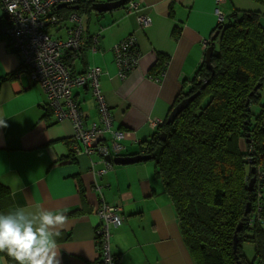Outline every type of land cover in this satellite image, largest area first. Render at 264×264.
<instances>
[{
	"label": "crops",
	"instance_id": "1",
	"mask_svg": "<svg viewBox=\"0 0 264 264\" xmlns=\"http://www.w3.org/2000/svg\"><path fill=\"white\" fill-rule=\"evenodd\" d=\"M95 1L88 14L79 15L84 43L90 42V46L73 67L76 73L90 67L100 69V90L112 127L122 134V149L108 156L111 161L105 158L112 168L102 174L97 173L104 166L98 156L71 155V123L57 122L46 108L41 88L26 71H19L20 54L0 30V122L7 124L0 128V185L10 194L0 203V213L17 207L35 211L37 206L62 211L67 219L56 237L61 264H98L95 231L100 223L101 195L122 217L119 226L111 229L110 244L120 264H194L182 243L174 208L161 181L154 177V161L116 165L112 160L143 155L140 146L154 134L149 121L165 120L183 84H188L203 63V44L216 27L215 0H135L151 20L143 30L133 14H126L125 2L103 10L120 1ZM66 7H56L61 23L46 22L45 30L52 37L67 36L71 23ZM218 9L225 16L240 10L259 11L264 17V9L250 0H225ZM3 15L0 4V27L5 23ZM97 34L96 50L92 51L91 38ZM130 36L141 59L122 79L111 47ZM163 58V63L158 62ZM160 70L163 72L157 74ZM72 97L86 124L98 120L88 86L74 88ZM261 196L264 204V188ZM261 227L264 233V211ZM0 264H7L1 253Z\"/></svg>",
	"mask_w": 264,
	"mask_h": 264
},
{
	"label": "trees",
	"instance_id": "2",
	"mask_svg": "<svg viewBox=\"0 0 264 264\" xmlns=\"http://www.w3.org/2000/svg\"><path fill=\"white\" fill-rule=\"evenodd\" d=\"M116 1L125 7L131 0ZM250 1L264 9V0ZM96 4L83 0L75 13L88 14ZM70 8H65L67 16ZM223 19L213 30L220 28L216 39L212 41L213 34L208 38L213 45L211 70L199 64L165 120L181 100L197 91L199 95L172 122L159 124L140 150L155 154L154 177L174 208L182 243L194 264H264V18L259 11L233 10ZM4 20L0 30L8 25ZM89 46L64 52L72 73L76 58ZM9 195L0 185V203ZM245 244L253 247L252 261L244 254ZM1 255L7 264H16L6 253ZM97 260L102 264L99 253Z\"/></svg>",
	"mask_w": 264,
	"mask_h": 264
},
{
	"label": "built area",
	"instance_id": "3",
	"mask_svg": "<svg viewBox=\"0 0 264 264\" xmlns=\"http://www.w3.org/2000/svg\"><path fill=\"white\" fill-rule=\"evenodd\" d=\"M81 0H0L8 25L3 30L11 40L12 48L21 57V70L29 74L37 84L46 100V108L50 110L57 122L69 121L73 127L70 152L71 155H96L103 162L102 174L111 170L112 165L105 160L110 154H117L122 148L119 140L121 132L113 129L112 118L100 90L101 71L98 67H90L82 73H72L69 65L63 60L66 51L78 52L84 45V30L80 16L74 11L67 20L71 26L65 39L55 38L45 30L46 22L58 24L57 6H76ZM86 1V0H85ZM88 1V0H87ZM225 0H215L219 6ZM124 10L127 15L135 14L136 23L141 30L151 24L148 16L141 12V6L135 0L129 1ZM217 23L224 21L223 14L215 8ZM99 34L92 36V51L96 50ZM207 40L203 46L208 47ZM135 40L128 37L111 47L119 77L125 79L139 64L140 56L135 52ZM88 86L94 98L98 120L86 124L85 117L72 97L74 88ZM155 129L161 121L150 120ZM95 162L92 163L94 165ZM99 192V187L96 186ZM100 225L95 231V243L102 264H120L119 259L111 252V229L117 228L122 221L119 209L107 204L100 195L97 208Z\"/></svg>",
	"mask_w": 264,
	"mask_h": 264
},
{
	"label": "clouds",
	"instance_id": "4",
	"mask_svg": "<svg viewBox=\"0 0 264 264\" xmlns=\"http://www.w3.org/2000/svg\"><path fill=\"white\" fill-rule=\"evenodd\" d=\"M75 7L71 6V11L75 12ZM3 127H7L5 121L0 122ZM66 219L62 211L54 213L41 206L35 211L17 207L0 213V253L16 264H61L56 237Z\"/></svg>",
	"mask_w": 264,
	"mask_h": 264
},
{
	"label": "water",
	"instance_id": "5",
	"mask_svg": "<svg viewBox=\"0 0 264 264\" xmlns=\"http://www.w3.org/2000/svg\"><path fill=\"white\" fill-rule=\"evenodd\" d=\"M120 5H122V2H116V3H112V4H107L103 7V10H110V9H114L119 7ZM220 28H218V31L214 32L213 36L211 37L212 41H214L216 39V37L218 36V32H219ZM212 51H213V45H210L207 47L205 54H204V65L205 68L209 71L211 70V65H210V58L212 55ZM205 85V81L202 82V86L201 88H203ZM199 95V91H197L196 93L190 95L187 98H184L183 100H181L171 111V113L169 114V116L167 117V119L165 120V123H169L172 122V120L174 119V117L184 108L186 107L191 101H193L197 96ZM162 140H164L165 136L161 135L160 137ZM155 158V154L152 155H135L132 157H126V158H115L112 160V162L116 165H127V164H134V163H138V162H142V161H147V160H152ZM107 161H111V159L109 157L106 158ZM253 171V170H252ZM254 179L251 181L253 182ZM249 209V204L247 205V211ZM240 230V227H237L236 229V233Z\"/></svg>",
	"mask_w": 264,
	"mask_h": 264
},
{
	"label": "rangeland",
	"instance_id": "6",
	"mask_svg": "<svg viewBox=\"0 0 264 264\" xmlns=\"http://www.w3.org/2000/svg\"><path fill=\"white\" fill-rule=\"evenodd\" d=\"M221 5V4H220ZM220 5L219 6H217L216 4H215V7H218V8H220ZM222 13V12H221ZM223 14V13H222ZM224 15V14H223ZM228 15V14H227ZM226 15V16H227ZM216 16V15H215ZM225 16V17H226ZM264 18V17H263ZM216 22H217V17H216ZM261 93H262V95L264 96V83H263V88H262V90H261ZM263 97H262V100H261V102H263ZM253 247H252V245H248V244H245L244 245V254H245V256H246V258H247V260H249V261H252V259H253Z\"/></svg>",
	"mask_w": 264,
	"mask_h": 264
}]
</instances>
